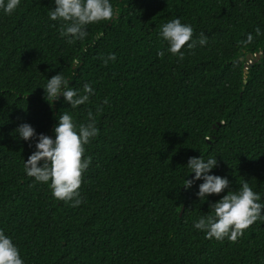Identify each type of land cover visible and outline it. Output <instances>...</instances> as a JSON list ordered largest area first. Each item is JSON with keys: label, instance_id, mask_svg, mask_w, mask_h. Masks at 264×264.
Returning a JSON list of instances; mask_svg holds the SVG:
<instances>
[{"label": "trees", "instance_id": "obj_1", "mask_svg": "<svg viewBox=\"0 0 264 264\" xmlns=\"http://www.w3.org/2000/svg\"><path fill=\"white\" fill-rule=\"evenodd\" d=\"M110 3L113 20L87 25L74 43L49 17L54 0H20L11 15L0 9V230L24 264H264V220L235 242L194 227L245 182L264 205V0ZM176 18L196 42L182 60L159 36ZM256 52L246 78V56ZM109 54L116 59L105 65ZM58 73L79 95L89 84L88 102L73 108L61 94L50 104L43 87ZM89 110L99 133L84 145L91 163L72 206L24 164L39 134L55 139L62 114L78 131ZM23 123L35 129L32 140L18 136ZM200 156L216 158L209 174L229 181L203 201V179L183 186L195 176L189 158Z\"/></svg>", "mask_w": 264, "mask_h": 264}, {"label": "clouds", "instance_id": "obj_2", "mask_svg": "<svg viewBox=\"0 0 264 264\" xmlns=\"http://www.w3.org/2000/svg\"><path fill=\"white\" fill-rule=\"evenodd\" d=\"M54 3L55 7L49 12V17L53 21L64 22L60 35L71 37L68 40L69 43H74L77 39L82 40L87 35V25L112 21L115 15L110 0H54ZM19 4L20 0H0V9L11 15ZM118 11L117 9L116 13ZM255 33L257 36L262 34L259 27L255 29ZM159 36L167 42L169 46L167 51L174 56H179L181 60L184 58L181 49L185 45L189 49L196 46L195 41L189 43L193 36V28L189 24L182 23L179 18L163 24ZM253 39V35L249 33L244 43H251ZM198 42L201 46L206 44L207 37L204 33L200 34ZM158 55L163 58L164 51L158 52ZM115 59V54H109L104 59V63L107 65L109 61ZM69 83L70 81L60 73L53 75L43 87L45 99L51 104L59 100L62 94L64 100L73 108L88 102L89 96L93 94L92 87L85 84L84 94L79 95L77 91L69 87ZM107 103L108 100L105 99L104 104ZM87 115L89 122L80 124L77 131L72 117L68 113L62 114L54 128L55 139L43 133L39 134L35 144L36 150L24 164L28 177L34 178L36 182L50 181L53 197L65 202L73 201L72 206H78L82 202L79 198L82 174L91 163V157L84 159V145L99 133L92 111L89 110ZM16 131L25 141L32 140L37 135L35 129L28 123L19 125ZM216 165V158L205 161L203 156L190 157L187 166L190 173H195V176L192 180H186L183 186L190 188L194 180L203 179L204 182L199 185L197 193L201 201L206 199L207 195L220 194L228 188L229 181L226 177L209 174ZM260 199V195L245 182L239 191L229 190L219 201L211 204L212 214L201 217L194 227L204 230L207 239L223 241L227 238L230 242H235L254 222L264 220V216L261 215L264 205L258 203ZM0 264H24L18 248L3 230H0Z\"/></svg>", "mask_w": 264, "mask_h": 264}, {"label": "water", "instance_id": "obj_3", "mask_svg": "<svg viewBox=\"0 0 264 264\" xmlns=\"http://www.w3.org/2000/svg\"><path fill=\"white\" fill-rule=\"evenodd\" d=\"M261 54H262L261 52L247 54L246 56L247 62H246V68H245L246 78L248 76L249 67L260 58ZM245 82H247V79H245Z\"/></svg>", "mask_w": 264, "mask_h": 264}]
</instances>
